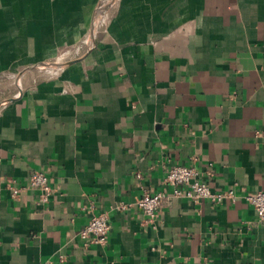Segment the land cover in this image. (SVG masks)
Segmentation results:
<instances>
[{"label":"crops","instance_id":"1","mask_svg":"<svg viewBox=\"0 0 264 264\" xmlns=\"http://www.w3.org/2000/svg\"><path fill=\"white\" fill-rule=\"evenodd\" d=\"M174 166L235 198H173ZM259 192L264 0H0V264H264ZM158 193L152 223L136 202Z\"/></svg>","mask_w":264,"mask_h":264},{"label":"built area","instance_id":"2","mask_svg":"<svg viewBox=\"0 0 264 264\" xmlns=\"http://www.w3.org/2000/svg\"><path fill=\"white\" fill-rule=\"evenodd\" d=\"M166 181L173 186V198L185 197L194 204L201 201L209 200L213 203H219L224 198L234 199L233 191L227 194L215 193L211 188L202 183L199 179V173L193 167L174 166L168 172ZM26 188L39 190L40 201L47 203L52 194V188L49 178L44 173H34L28 179ZM12 196L17 198L24 187H12ZM170 200V196L162 193L146 194L136 202V206L142 213L149 218V222L154 223L158 210L164 203ZM247 202L253 206L256 211L258 222L264 223V192H259L246 197ZM126 209L125 207L121 208ZM110 233L109 218L106 213L96 214L92 216L89 224L79 232V238L85 247L103 246L107 244Z\"/></svg>","mask_w":264,"mask_h":264},{"label":"rangeland","instance_id":"3","mask_svg":"<svg viewBox=\"0 0 264 264\" xmlns=\"http://www.w3.org/2000/svg\"><path fill=\"white\" fill-rule=\"evenodd\" d=\"M63 62L65 60H62ZM51 67V66H40L39 68H37L35 71H33L32 73L30 72L29 75H34L36 77L37 80H42V79H45V78H50L52 76H54V73L53 72H48L47 69ZM14 81V84L17 83L15 80ZM16 85H13L12 89H16Z\"/></svg>","mask_w":264,"mask_h":264},{"label":"water","instance_id":"4","mask_svg":"<svg viewBox=\"0 0 264 264\" xmlns=\"http://www.w3.org/2000/svg\"><path fill=\"white\" fill-rule=\"evenodd\" d=\"M87 55H88V52L86 54H84L81 58H79L77 60H72V61H70V62H68L66 64H63L62 66H59V67L70 66V65L75 64L77 62H80V61L84 60L87 57ZM36 67L37 66H32V67L28 68L24 73L29 72L31 70H34Z\"/></svg>","mask_w":264,"mask_h":264},{"label":"bare ground","instance_id":"5","mask_svg":"<svg viewBox=\"0 0 264 264\" xmlns=\"http://www.w3.org/2000/svg\"><path fill=\"white\" fill-rule=\"evenodd\" d=\"M103 11H105L104 9H103ZM101 21V20H100ZM103 23V22H102ZM91 34V33H90ZM87 39H89V38H87ZM87 43V42H86ZM88 45V44H87ZM61 63V62H60ZM63 69V68H62ZM47 71L49 72H53V73H58V72H61V69H59L58 67H55V66H51V67H49L48 69H47ZM20 86V85H19Z\"/></svg>","mask_w":264,"mask_h":264}]
</instances>
